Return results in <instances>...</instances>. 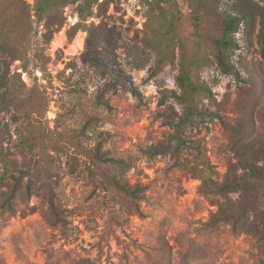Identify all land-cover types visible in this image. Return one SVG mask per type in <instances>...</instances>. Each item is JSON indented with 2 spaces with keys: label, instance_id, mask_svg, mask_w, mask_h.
I'll use <instances>...</instances> for the list:
<instances>
[{
  "label": "rangeland",
  "instance_id": "obj_1",
  "mask_svg": "<svg viewBox=\"0 0 264 264\" xmlns=\"http://www.w3.org/2000/svg\"><path fill=\"white\" fill-rule=\"evenodd\" d=\"M35 7L0 0V190H15L0 264H264V183L237 159L248 144L264 164V0ZM229 15L226 73L214 41ZM182 69L205 114L176 144Z\"/></svg>",
  "mask_w": 264,
  "mask_h": 264
},
{
  "label": "trees",
  "instance_id": "obj_2",
  "mask_svg": "<svg viewBox=\"0 0 264 264\" xmlns=\"http://www.w3.org/2000/svg\"><path fill=\"white\" fill-rule=\"evenodd\" d=\"M71 3H76V0H70ZM64 2H62L61 6H64ZM70 3V2H69ZM56 4V0H36V7L35 12L38 16H41L46 11L50 10ZM238 20L235 16H225L224 21L220 27V38L214 41V48H215V61L216 64L221 68L222 71L226 73H231L233 68L227 64V52L234 48L235 45L229 39V35L237 32ZM9 61H15L17 58L14 54L9 56ZM5 59L3 60L2 64L5 63ZM204 63L203 65H205ZM4 78L3 75H0V89L4 86ZM176 82L178 88L180 89V93L175 97L176 101L182 106V114L179 116L178 121L176 123L169 124L170 127L173 129V139L176 140V144H179L181 141L180 133L182 132V128L186 125L190 124L192 120L198 116H202L205 114V111L199 110L196 107V96L201 91H206L204 87L199 85L194 78L186 73L184 69L181 70L180 74L176 78ZM3 99V95H0V100ZM4 107L1 105L0 102V111L3 110ZM213 115V114H210ZM248 144H245L240 151L237 152V159L239 168L242 170L243 175L246 176L247 179L253 182L264 183V164H260L257 158V154L253 153L249 156L246 155V150ZM154 155H161L164 152L163 146H155L153 148ZM260 154H264V152H259ZM101 161H108L103 158H99ZM113 161V160H110ZM112 184L116 189L122 192L126 196H134V190L130 186L121 185L116 181H113ZM204 182L202 183L203 186ZM226 189H239V184L235 183L231 186H222L220 189L217 188L218 191L223 192ZM141 190V189H140ZM142 191V190H141ZM15 190L10 192H5L0 190V200L3 202L1 203V208L5 210V212L13 214L14 207H13V198H14ZM219 221L223 222H231L234 225L236 216L233 214H228L225 209L222 207L218 210Z\"/></svg>",
  "mask_w": 264,
  "mask_h": 264
}]
</instances>
